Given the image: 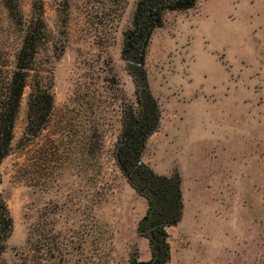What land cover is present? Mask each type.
<instances>
[{"label": "rangeland", "instance_id": "1", "mask_svg": "<svg viewBox=\"0 0 264 264\" xmlns=\"http://www.w3.org/2000/svg\"><path fill=\"white\" fill-rule=\"evenodd\" d=\"M139 1L0 0V55L11 71L40 6L47 29L0 167L13 218L1 264L149 257L137 230L148 201L115 158L125 116L138 109L123 47ZM146 71L161 118L142 159L159 175H180L187 218L171 230L168 264H264V0H198L167 12ZM38 79L54 107L34 135Z\"/></svg>", "mask_w": 264, "mask_h": 264}, {"label": "trees", "instance_id": "2", "mask_svg": "<svg viewBox=\"0 0 264 264\" xmlns=\"http://www.w3.org/2000/svg\"><path fill=\"white\" fill-rule=\"evenodd\" d=\"M197 2L140 0L132 28L124 33L123 58L134 79L138 109H132L125 116L123 136L116 147L115 158L129 184L148 201L147 213L139 222L137 230L149 240L153 255L151 261L134 264L170 262L167 229L180 223L184 210L180 175H159L142 159L150 137L159 128L161 118L146 71L147 50L154 32L163 26L167 12L189 10ZM9 10L13 15L19 14L17 5L10 4ZM46 40L47 29L40 6L35 10L34 20L13 71L8 60L0 55V167L10 154L22 98L34 70L38 49ZM39 79L29 99L28 132L34 135L44 128L54 107L52 94L42 87ZM1 180L0 172V184ZM12 229L13 218L0 193V258Z\"/></svg>", "mask_w": 264, "mask_h": 264}, {"label": "crops", "instance_id": "3", "mask_svg": "<svg viewBox=\"0 0 264 264\" xmlns=\"http://www.w3.org/2000/svg\"><path fill=\"white\" fill-rule=\"evenodd\" d=\"M186 219H187L186 218V213H185V211H183L182 219H181L180 223L177 226L182 225ZM177 226H172V227H169V229H167V231L169 233V244H170V248H171V262H173V260H174L175 250H174L173 243H175L174 240H175V236H176V234L173 233L171 230L176 228ZM178 234H179L178 236H183V238L187 239V240L192 239L191 238L192 235H195V234L197 235V233L194 234V233H192L191 231H188V230H181V231H179ZM148 246L150 247L149 240H148ZM185 255L187 256V254H184V256ZM152 257H153V255H152V251H151V248H150L149 257L147 259H145L143 262L151 261Z\"/></svg>", "mask_w": 264, "mask_h": 264}]
</instances>
